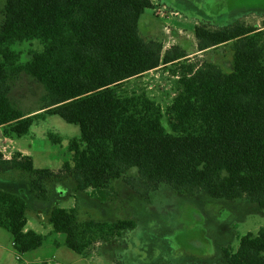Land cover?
Here are the masks:
<instances>
[{"label":"trees","instance_id":"trees-1","mask_svg":"<svg viewBox=\"0 0 264 264\" xmlns=\"http://www.w3.org/2000/svg\"><path fill=\"white\" fill-rule=\"evenodd\" d=\"M152 8L153 0H5L0 137L25 138L43 114L78 126L79 135L69 141L73 165L35 170L30 157L6 159L0 152V171L31 170L39 198L48 197V181L68 176L77 192L98 201L106 202L109 185L123 179L137 193L165 183L215 200L246 199L264 210V28L195 27L199 52L233 46L234 69L225 73L214 63L180 64L187 59L181 48L164 51L162 42L143 39L139 22ZM32 42L37 49L23 62L16 48ZM169 66L179 68L181 90L166 109L144 92L125 93L128 81ZM23 72L45 88L40 113L25 114L10 98V81ZM48 140L63 142L57 134ZM129 171L134 175L127 177ZM49 223L66 237L56 245L84 259L135 227L132 220L82 222L76 209L63 208L53 210ZM27 225L22 202L0 192V228L11 234L18 256L47 240ZM223 254L222 264H264V229Z\"/></svg>","mask_w":264,"mask_h":264},{"label":"rangeland","instance_id":"rangeland-1","mask_svg":"<svg viewBox=\"0 0 264 264\" xmlns=\"http://www.w3.org/2000/svg\"><path fill=\"white\" fill-rule=\"evenodd\" d=\"M162 1V2H161ZM139 22V32L147 41L157 40L166 50L174 46L187 55L182 61L200 65L214 63L225 73L234 69L231 44L199 52L196 26L219 30L242 23L264 28V0H153ZM5 21V0H0V28ZM22 61L37 49V42L19 45ZM179 68L165 67L145 77L135 78L125 85L128 95L146 93L164 109L171 105L181 90ZM175 74H177L175 76ZM10 98L25 114L40 113L45 88L35 78L23 72L10 81ZM169 131L167 117L162 120ZM49 134H57L62 145H53ZM79 135V127L58 116L43 114L36 120L25 138L0 137V152L6 159L20 153L30 157L35 170L58 171L65 163L73 165L69 141ZM129 171L127 177L133 176ZM31 170L0 171V192L17 197L25 207L27 230L47 237L36 251L18 256L11 234L0 228V264H222L223 250L239 248L240 238L257 235L264 229V210L246 199L215 200L206 192H178L162 183L149 194L137 193L123 179L112 181L105 201L94 200L87 193L77 192L72 177L48 181L47 198H39L31 181ZM55 208L76 209L79 221L117 222L132 220L135 227L111 243L97 245L87 259L60 244L62 234L52 232L49 218Z\"/></svg>","mask_w":264,"mask_h":264},{"label":"crops","instance_id":"crops-1","mask_svg":"<svg viewBox=\"0 0 264 264\" xmlns=\"http://www.w3.org/2000/svg\"><path fill=\"white\" fill-rule=\"evenodd\" d=\"M162 2V1H161ZM154 3V2H153ZM154 41H157V40H154ZM160 42V41H159ZM164 45V44H163ZM170 49V48H169ZM164 51H166V48L164 47ZM150 73H152V72H150ZM149 74V73H148ZM148 74H146V75H148ZM143 77H145V75L144 76H142V78ZM141 78V77H140ZM64 243V241L63 242H61L60 244H63Z\"/></svg>","mask_w":264,"mask_h":264}]
</instances>
